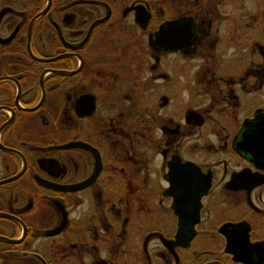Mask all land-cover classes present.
<instances>
[{
	"label": "flooded vegetation",
	"instance_id": "flooded-vegetation-1",
	"mask_svg": "<svg viewBox=\"0 0 264 264\" xmlns=\"http://www.w3.org/2000/svg\"><path fill=\"white\" fill-rule=\"evenodd\" d=\"M18 1L0 8H11L0 32L12 16L9 33L0 37L17 28L11 41L0 43L1 60L12 53L9 59L26 64L21 70L0 64L1 76L20 87L18 94L13 80L0 81V106L14 111L0 142L26 160L23 174L7 183L26 179L28 202L16 204L13 189L0 192V212L18 219L0 216V235L20 238L0 240V264H264V52L258 44L247 66L243 48L232 52L242 63L229 77L221 74L229 68L213 65L214 52L206 51L215 41L202 35L200 12L211 2L197 8L200 0H193L186 13L172 0H36L28 8ZM184 20L193 33L189 45H156L169 26L179 42ZM30 23L32 53L55 59L42 62L27 51ZM186 51L196 61L207 59L189 68L192 103L207 108L189 109L186 129L174 119L150 129V110L161 123L173 117L160 114L170 97L162 93L150 103L149 86L159 80L176 89L183 69L161 62ZM42 89L41 105L18 115L25 110L16 96L21 106H33ZM5 110L0 127L11 114ZM58 131L61 139H51ZM77 142L90 148L53 147ZM0 150L3 168L18 167L9 176L16 174L21 157ZM124 150L133 156H120ZM30 153L39 155L33 160Z\"/></svg>",
	"mask_w": 264,
	"mask_h": 264
},
{
	"label": "rangeland",
	"instance_id": "rangeland-1",
	"mask_svg": "<svg viewBox=\"0 0 264 264\" xmlns=\"http://www.w3.org/2000/svg\"><path fill=\"white\" fill-rule=\"evenodd\" d=\"M17 1V2H16ZM25 4V6L28 8L31 3L35 2L36 0H20ZM152 4L155 5L153 2H159V0H149ZM174 1L176 5H178L179 10L181 12L189 13L190 11L194 10V4L193 0H172ZM203 1V2H202ZM211 2L213 6L206 8V10L203 8L200 12L201 16L205 18V26H204V32H203V39L208 40H214L215 43H208L207 47L210 49L206 50L207 53H213V57H216L215 60L212 59V55L210 56V61L213 65H218L219 68H229L225 72H222L221 74H227L229 77L233 76L236 77V74L232 73L231 70H235L239 63H242V61H238L241 58V55L239 54L238 57L236 55H231L232 52H238L242 51L243 48L244 51H242V54H244V62L243 65L247 66V56L252 55V50L255 44H258V50L264 52V0H200L197 8H199L200 4H203L205 2ZM18 0H0V8L4 5H13L17 6ZM214 7V8H213ZM12 15V14H10ZM12 16L7 15V17L4 19L5 24H2L1 32L0 34L2 36H6L9 31L7 30V21L11 22ZM220 19L219 21H217ZM3 21V22H4ZM8 22V23H9ZM27 24V21H26ZM24 25V27L26 26ZM25 29L23 28L24 34ZM23 36V35H21ZM20 36V37H21ZM235 38H238V43H234L233 40ZM16 46H12L13 49ZM217 47V49L213 48ZM2 47L0 46V64L1 62H4L7 66H12L9 62V58L11 57L12 53H9L6 55L5 59L2 61L1 54L3 53ZM257 56V55H255ZM194 57L190 55L189 51H186L182 54H180L177 57H173L172 55H166L163 57V62H161V65L172 67H181L183 70L181 71V81L180 85L177 86L176 89L172 86H163L162 81L155 80L152 82V85L149 86L148 91V98L150 100V103L155 100V104L158 102V99H160V95L162 93L168 95L170 97L169 105L160 111V114L162 116L163 113H165V116H168L169 114L173 117H166L168 122L161 123V120H159L160 115L156 114L154 111L150 110V117L154 119V122H149L148 126L150 129L157 130V125L161 126L162 124H165L167 126H172V120H179L180 128L183 129V127H186V124L184 123V116L188 114L189 109H196L199 107H205L207 108V105L205 106H196L194 107V104L192 103L193 99V83L191 79L189 80L190 74H189V68L190 67H196L200 66L202 63L203 66L207 62V59L203 60H194ZM213 60V61H212ZM233 61V62H232ZM155 61L153 57L150 56L149 65L154 64ZM29 64V63H27ZM201 65V66H202ZM211 65V64H209ZM233 67L234 69H231ZM221 71V70H219ZM3 71L0 69V76L2 75ZM15 86V84H14ZM16 90V86H15ZM237 90V89H236ZM15 92V91H14ZM233 94V93H232ZM234 98L235 95L233 94ZM26 98V97H25ZM23 105V103L21 104ZM151 108V107H150ZM6 115L9 114L8 110L6 111ZM29 120H24L22 124L28 122ZM155 123V127L152 126ZM58 126L60 125V121L57 122ZM207 127V124H202V130H205ZM58 128V127H56ZM18 130H23L21 126L16 128ZM186 129V128H185ZM199 128L198 130H200ZM153 131V130H152ZM55 137L56 140L61 139V132L58 131L57 133H53L52 138ZM187 143L189 139H184ZM38 153H30L31 158L35 160V157L38 156ZM124 158H130L133 156V154H129L127 150H124L121 155ZM3 153L0 150V179L7 177L13 173V170L18 168L15 167L14 169H4L3 168ZM19 166H21V158H19ZM159 166V163L156 161L155 168ZM29 180V179H27ZM26 183H29L26 181V179L22 178L14 183L11 184H3L0 186V192L1 191H7L9 189H13L17 194H19L20 201L16 204L19 205H25L27 201L26 194L23 192L24 186H26ZM14 204V205H16ZM1 206V204H0ZM103 255V254H102Z\"/></svg>",
	"mask_w": 264,
	"mask_h": 264
},
{
	"label": "water",
	"instance_id": "water-1",
	"mask_svg": "<svg viewBox=\"0 0 264 264\" xmlns=\"http://www.w3.org/2000/svg\"><path fill=\"white\" fill-rule=\"evenodd\" d=\"M48 1H50V0H48ZM10 9H11L10 7H4L2 9H0V22H1V19H2L3 15H4V13L6 11H9ZM189 22H190L189 20H184V21L181 22V25H180V40H179V42H178V40L175 42L173 26H169L167 29L163 30L161 34H159V33L157 34V36L155 38L156 39V45L159 46V45L164 44V45L169 46V47H172L175 44L181 45L183 47L186 46V45H189L191 43L192 34H193ZM30 27H31V23L29 25L28 32H27L28 40H27V45H26L27 51L30 53V55L33 58H36V59H38L39 61H42V62H49V61L55 59V58H39V57L35 56L32 53L31 48H30ZM16 32H17V28H14V30L7 37H0V43L6 44L9 41H11V39L15 36ZM162 41H164V43ZM55 72L59 73V74H63L64 73L62 70H55ZM43 77H44V74H41V76H40V83L41 84L43 82ZM3 79H11V80H13L17 84V91H18V94H19L20 87H19V84H18V82H17V80L15 78H13L11 76H1L0 77V81L3 80ZM43 98H44V90L42 89V95H41L40 99L33 106H28V107L21 106L19 104V102H18V96H16L15 103H16L17 107L19 109H21V110L33 111V110L37 109L41 105V103L43 102ZM78 105L79 104H76V107H78ZM0 109H6V110L10 111V113H11L9 119L0 127V131H1V129L4 128L7 124H9V122L12 120V116L14 115V111H12L10 108L4 107V106H0ZM71 145H78V146H84V147L90 148L89 146L84 145L81 142L69 143V144H65V145H56V146H53V147L54 148H62V147L71 146ZM0 149L16 153L17 155H19L21 157V160H22V166L20 167V170L16 174H14L12 176H8V177L0 179V185H1L3 183H7V182H10V181L16 180V179H18L21 176L23 174L24 170H25V167H26V160H25L24 156L20 152L16 151L15 149H13L11 147L4 146L1 142H0ZM99 167H100V165L98 163L97 170L99 169ZM37 180L39 182H41L43 185L47 186V187L62 188L59 185H55V184L49 183V182H47V181H45V180H43V179H41L39 177H37ZM60 209L63 212V219H64L65 218L64 209H62L61 207H60ZM0 216L11 217V218H14V219L18 220L14 216L9 215L7 213H3V212H0ZM19 222L21 223L23 232L25 233V231H26L25 225L20 220H19ZM63 227H64L63 222H61V224L58 226L56 231H59ZM19 239L20 238L14 239V238H8V237L0 235V240H4V241H7V242H11V243L18 242Z\"/></svg>",
	"mask_w": 264,
	"mask_h": 264
},
{
	"label": "trees",
	"instance_id": "trees-1",
	"mask_svg": "<svg viewBox=\"0 0 264 264\" xmlns=\"http://www.w3.org/2000/svg\"><path fill=\"white\" fill-rule=\"evenodd\" d=\"M12 46H13V44L10 46V49H13L12 48ZM6 48H8V47H5L4 49H6ZM19 50H23L22 48H19ZM4 51H8L7 49L6 50H4ZM9 62H10V64L12 65V66H10V67H14V68H16L17 70H21V69H23L24 67H26V64L25 63H23V62H21V61H18V60H16V59H9ZM5 66V68H7L8 66L7 65H4ZM13 68V71L12 72H16V73H22V72H20V71H17V70H15ZM15 70V71H14ZM10 74H11V72H9ZM23 114H26V115H28L29 114V112H26V111H19L18 112V115H23Z\"/></svg>",
	"mask_w": 264,
	"mask_h": 264
}]
</instances>
